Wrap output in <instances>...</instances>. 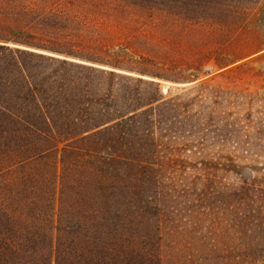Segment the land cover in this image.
Returning a JSON list of instances; mask_svg holds the SVG:
<instances>
[{
    "label": "trees",
    "instance_id": "1",
    "mask_svg": "<svg viewBox=\"0 0 264 264\" xmlns=\"http://www.w3.org/2000/svg\"><path fill=\"white\" fill-rule=\"evenodd\" d=\"M99 1L133 9L150 20L172 18L187 24L222 25L221 17L232 15L229 6L215 0ZM242 61L220 66L219 75L237 72L246 66L236 65ZM124 69L101 56L58 50L25 30H0V141L25 152L33 149L39 157L82 156L120 182H111L107 189L105 214L76 219L72 225L78 231L70 232L67 240L53 235L51 212L36 218L40 227L52 223L46 232L26 228L2 234L0 264H161L151 234L135 247L125 232L134 227L132 211L137 205L144 213H164L167 193L154 174L164 170L165 160L173 158L168 160L178 165L175 169H198L177 159L185 153L198 154L197 165L206 173L223 166L205 159L213 148H229L247 159L264 156V97L247 93L234 82L214 84L215 79L173 95L165 93L159 82ZM221 93L229 96L226 107L243 105L248 113L235 117L230 110L225 117L218 116L215 107H220ZM207 99L212 107L205 105ZM256 104L263 117L253 122L251 109ZM226 160L234 166L235 159ZM135 169L145 174L143 180L129 175ZM246 169L252 174L260 170ZM233 194L257 205L256 229L263 234L264 176L243 180ZM255 250L240 261L264 258V249Z\"/></svg>",
    "mask_w": 264,
    "mask_h": 264
},
{
    "label": "rangeland",
    "instance_id": "2",
    "mask_svg": "<svg viewBox=\"0 0 264 264\" xmlns=\"http://www.w3.org/2000/svg\"><path fill=\"white\" fill-rule=\"evenodd\" d=\"M215 2L232 12L231 17H221L222 25L150 20L133 9L99 0H0V30H25L58 50L119 62L125 72L159 82L165 93L178 95L215 79L214 84L234 82L247 93L264 97V0ZM236 60H243L236 65L246 66L221 77L220 66ZM228 98L219 94L218 116L225 117L230 110L235 117L248 113L243 105L226 107ZM205 105L213 106L209 99ZM251 112L253 122L263 117L259 104ZM33 152L0 141V236L26 228L46 232L52 223L40 227L36 218L51 212L53 235L67 240L70 232L78 231L72 225L76 219L105 214L107 189L111 182L120 184L118 180L82 156L39 157ZM207 154L206 160L223 166L205 173L197 165L199 155L185 153L177 159L198 169H175L178 165L168 160L173 158H167L164 170L154 174L167 193L164 213H144L137 205L132 211L134 227L125 236L140 247L142 238L151 234L161 264H264L258 257L240 261L255 248L264 249V233L256 229L257 205L233 194L243 180L264 176V156L253 157L257 160L253 162L229 148H213ZM229 157L235 159L234 166L226 160ZM251 166L259 172L250 173L246 168ZM129 175L143 180L145 174L135 169ZM30 199L35 203H28Z\"/></svg>",
    "mask_w": 264,
    "mask_h": 264
}]
</instances>
